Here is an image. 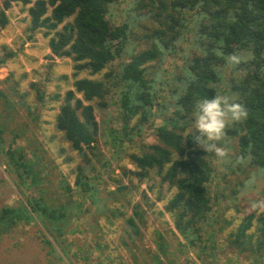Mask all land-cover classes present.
I'll return each mask as SVG.
<instances>
[{"label": "trees", "instance_id": "1", "mask_svg": "<svg viewBox=\"0 0 264 264\" xmlns=\"http://www.w3.org/2000/svg\"><path fill=\"white\" fill-rule=\"evenodd\" d=\"M118 1L2 0L0 32L9 21L6 12L12 6L28 7L29 30L46 29L45 35L54 31L49 41L52 60L71 58L76 73L107 71L100 81L76 80L55 120L56 130L85 159L77 167L75 190L91 205L99 201L97 187L87 176L94 165L86 149L92 156L99 151L95 109L103 112L111 95L116 96L120 127L103 134L105 144L116 150L141 135L153 116L161 119L153 143L142 144L138 153L130 154L134 170L128 173L138 181L155 174L175 190L165 211L184 244L198 248L203 243L201 224L212 213L207 185L214 170L213 156L183 136L200 99L227 95L245 108L247 117L229 123L220 144L234 149L237 171L243 162L264 168V0H132L120 11ZM171 55H182V61L164 76L163 65ZM232 55L239 57L235 64L228 60ZM8 154L14 160L13 153ZM16 164L24 168V174H18L21 182L29 180L36 186L39 181L32 165L21 159ZM115 184L117 193L127 189L120 181ZM133 209V215L125 219V234L134 245L143 215ZM67 212L25 197L15 208L0 209V235L19 222L37 221L48 235L59 239L69 224ZM156 236V251L151 256L154 264H163L166 244L159 232ZM229 243L240 252L249 250L262 256L264 211L247 215L236 232L230 233ZM206 249L200 250L203 255ZM202 264H206L203 257Z\"/></svg>", "mask_w": 264, "mask_h": 264}, {"label": "rangeland", "instance_id": "2", "mask_svg": "<svg viewBox=\"0 0 264 264\" xmlns=\"http://www.w3.org/2000/svg\"><path fill=\"white\" fill-rule=\"evenodd\" d=\"M131 1L119 0L118 10ZM27 8L12 6L6 12L9 21L0 32V61H4L0 66V209L15 208L25 197L36 198L48 208L68 210L69 224L64 234L54 239L37 221L17 223L0 235V264H154L151 255L156 251V232L166 244L163 264H202V257L206 264H264V254L240 252L229 243L230 233L236 232L247 215L264 211V168L243 162L237 171L234 149L220 144L225 155L212 158L214 170L207 185L212 213L201 224L203 243L198 248L188 247L165 211L175 190L155 174L138 181L128 173L134 170L130 154L138 153L142 144L153 143L155 129L162 121L153 116L133 142L117 150L107 146L103 134L120 127L115 95H111L106 110L95 109L99 130L95 146L99 151L92 156L86 149L94 165L87 176L97 187L98 204L91 205L77 195V167L85 159L56 130L55 120L76 80L100 81L107 71L99 75L76 73L71 58L52 60L49 41L54 31L45 35L46 29L29 30ZM115 20L119 22V18ZM181 59L182 55L168 56L164 76L180 65ZM223 76H228V70ZM8 153H13L14 160ZM19 159L32 165L39 181L36 186L29 180L21 182L18 174H24V168L16 164ZM117 181L127 189L117 193ZM133 208L143 215L134 245L125 234V219L133 215ZM254 228L255 224L252 231ZM203 247L207 248L204 255L200 251Z\"/></svg>", "mask_w": 264, "mask_h": 264}, {"label": "clouds", "instance_id": "3", "mask_svg": "<svg viewBox=\"0 0 264 264\" xmlns=\"http://www.w3.org/2000/svg\"><path fill=\"white\" fill-rule=\"evenodd\" d=\"M229 62L235 64L239 57H228ZM247 117L245 108L234 103L231 98L223 94H212L200 99L194 106L192 121L186 138L193 142L204 153L212 156L223 157L224 149L220 142L226 134L229 123H238Z\"/></svg>", "mask_w": 264, "mask_h": 264}]
</instances>
